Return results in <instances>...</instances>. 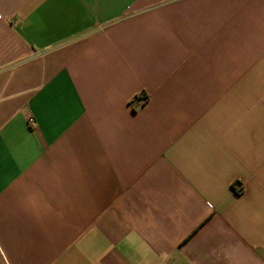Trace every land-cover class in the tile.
I'll list each match as a JSON object with an SVG mask.
<instances>
[{"label":"crops","instance_id":"obj_1","mask_svg":"<svg viewBox=\"0 0 264 264\" xmlns=\"http://www.w3.org/2000/svg\"><path fill=\"white\" fill-rule=\"evenodd\" d=\"M0 13V264H264V0Z\"/></svg>","mask_w":264,"mask_h":264},{"label":"built area","instance_id":"obj_2","mask_svg":"<svg viewBox=\"0 0 264 264\" xmlns=\"http://www.w3.org/2000/svg\"><path fill=\"white\" fill-rule=\"evenodd\" d=\"M0 17H1V13H0ZM139 98H140V103H143L146 99H147V95H145L143 92L142 93H140V95H139ZM30 123H34V121H33V119L31 118L30 119Z\"/></svg>","mask_w":264,"mask_h":264}]
</instances>
